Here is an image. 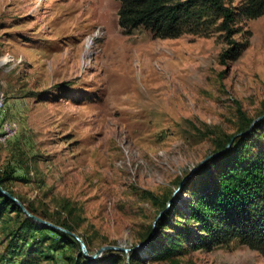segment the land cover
<instances>
[{
  "label": "rangeland",
  "instance_id": "rangeland-1",
  "mask_svg": "<svg viewBox=\"0 0 264 264\" xmlns=\"http://www.w3.org/2000/svg\"><path fill=\"white\" fill-rule=\"evenodd\" d=\"M119 6L0 0V179L89 255L129 250L103 252L99 264H130L131 252L134 264H264L237 241L161 255L172 229L139 246L164 202L173 218L185 212L206 162L192 170L238 135L239 113L264 114V14L239 22L248 46L222 66L216 37L126 35ZM246 149L264 150V130ZM74 243L23 214L0 217V264H68L81 253Z\"/></svg>",
  "mask_w": 264,
  "mask_h": 264
},
{
  "label": "trees",
  "instance_id": "trees-1",
  "mask_svg": "<svg viewBox=\"0 0 264 264\" xmlns=\"http://www.w3.org/2000/svg\"><path fill=\"white\" fill-rule=\"evenodd\" d=\"M117 1L120 4L118 26L124 34L130 35L143 28L155 39H176L184 35L216 37L225 45L218 57L222 66L235 61L248 46V32H244L246 37L236 38L242 31L238 27L239 22L256 20L264 14V0ZM239 114L242 126L238 135L215 143L214 153H217L225 150L233 139L222 154L207 160L205 166L199 168L197 178L200 184L193 190L185 212L173 218L172 201L168 208L170 200L162 205L145 240L148 241L147 245L154 246L156 231L161 230L166 235V230L172 229L173 233L166 235L168 245L159 254L179 252L183 247L191 251L209 252L237 241L239 245L264 256V150L251 153L246 149L252 138L264 130V117L250 129L254 120ZM0 187L15 197L4 186L3 179H0ZM17 199L29 213L38 217L34 210ZM4 212L23 214L14 202L0 195V217ZM177 216L181 221L172 225ZM38 218L45 220L44 217ZM27 220L40 225L29 218ZM42 227L73 239L61 231ZM58 227L73 233L68 226ZM74 244L77 246V242ZM134 254L131 252L129 256L130 264H134ZM68 264H99V260L86 259L80 253Z\"/></svg>",
  "mask_w": 264,
  "mask_h": 264
},
{
  "label": "water",
  "instance_id": "water-1",
  "mask_svg": "<svg viewBox=\"0 0 264 264\" xmlns=\"http://www.w3.org/2000/svg\"><path fill=\"white\" fill-rule=\"evenodd\" d=\"M263 117H264V115L261 116V117H259V118H257V119H255V120L252 122L250 129H251V128H252V127H253L258 121H260ZM232 141H233V139H232V140L230 141V143L227 145L226 149L230 146V144H231ZM226 149H225V150H226ZM225 150L207 156V157L205 158V160L202 161V162L197 166V168H194V169L192 170V172H194L196 169H198V168H199L201 165H203L207 160H209V159H211V158H214V157H216V156L222 154ZM189 177H190V176H188L187 178H189ZM187 178H186V179H187ZM181 184H182V183H181ZM181 184H180V185H181ZM0 195H2L3 197H5V198L9 199L10 201L14 202V203L18 206V208L22 211V213H23L27 218L33 220L34 222H36V223H38V224H40V225H42V226H44V227H47V228H50V229H54V230H58V231H61V232L65 233V234L71 236V237H72V238H73V239L79 244V246H80V250H81V253H82L83 257L86 258V259H89V260L97 259V258H99V257L102 255L103 252H107V251H115V252H119V253H124L125 255H127V253L129 252L128 249H125V248H123V247L105 246V247L100 248L98 251H96V252L93 253L92 255H89L88 252H87V248H86L85 243H84V242H83V241H82L77 235H75L74 233H71V232H69V231H67V230H64V229H62V228H60V227H58V226H55V225H53V224H51V223H49V222H47V221H45V220H42V219H40V218H38V217L33 216L31 213H29V212L25 209V207L22 205V203H21L16 197H13L11 194H9V193L6 192L5 190H3L1 187H0ZM171 201H172V200H170V201L167 203V208L170 206V202H171ZM147 242H148V241H146V242H144V243H141L139 246L147 245ZM139 246H137V247H139ZM134 249H136V248H134ZM134 249H133V250H134ZM127 264H129V263H128V258H127Z\"/></svg>",
  "mask_w": 264,
  "mask_h": 264
}]
</instances>
